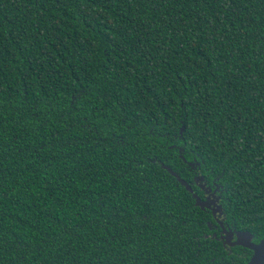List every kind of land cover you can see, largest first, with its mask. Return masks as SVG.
Listing matches in <instances>:
<instances>
[{
    "label": "trees",
    "instance_id": "obj_1",
    "mask_svg": "<svg viewBox=\"0 0 264 264\" xmlns=\"http://www.w3.org/2000/svg\"><path fill=\"white\" fill-rule=\"evenodd\" d=\"M192 161L263 238L264 0H0V264H246Z\"/></svg>",
    "mask_w": 264,
    "mask_h": 264
},
{
    "label": "flooded vegetation",
    "instance_id": "obj_2",
    "mask_svg": "<svg viewBox=\"0 0 264 264\" xmlns=\"http://www.w3.org/2000/svg\"><path fill=\"white\" fill-rule=\"evenodd\" d=\"M192 170V178L194 181V187L198 188V190L200 191L198 194V196L202 199V200H208V202L211 203V206L214 207L215 211L213 212V210H209V209H205L208 210L212 213L213 219L218 222L219 226H214L216 230L213 231V236L216 237L220 243V245L225 248V249H229L232 250V248H238V247H243V245L241 244H235L236 241V234L235 232L239 231V230H235L232 228H228L225 225V215L223 212V207L221 205V194L219 192V185L215 182H212V184H210L208 182V180H206L203 175L201 174V172L199 170H195V168H198V162L196 161H192L189 162ZM197 193V192H196ZM215 202V204H212V202ZM217 204L220 205V208L217 209ZM209 225L211 226L210 222ZM231 232V235H229V233ZM252 242L253 239L251 240ZM243 248H247V247H243Z\"/></svg>",
    "mask_w": 264,
    "mask_h": 264
},
{
    "label": "water",
    "instance_id": "obj_3",
    "mask_svg": "<svg viewBox=\"0 0 264 264\" xmlns=\"http://www.w3.org/2000/svg\"><path fill=\"white\" fill-rule=\"evenodd\" d=\"M181 183L185 184L188 189H191L183 180H181ZM195 197L196 204L201 208H210L213 210V212L215 211L214 207L211 206V203L208 202V200H201L198 195H195ZM212 204H215V202L213 201ZM219 208L220 205L217 204V209ZM235 234V244H241L252 250V254L246 264H264V237L261 238L258 242H252L251 240L253 238V235L248 230L237 231ZM229 235H231V232L229 233Z\"/></svg>",
    "mask_w": 264,
    "mask_h": 264
}]
</instances>
